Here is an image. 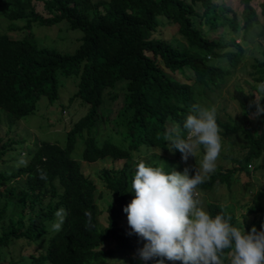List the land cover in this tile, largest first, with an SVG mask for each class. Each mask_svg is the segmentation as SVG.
<instances>
[{"label":"trees","instance_id":"obj_1","mask_svg":"<svg viewBox=\"0 0 264 264\" xmlns=\"http://www.w3.org/2000/svg\"><path fill=\"white\" fill-rule=\"evenodd\" d=\"M38 1L46 16L35 12L32 0H0V19L6 22L5 30L0 31V109L17 120L34 114L39 102H54L58 97L61 77H71L66 83L74 89L66 104L59 102L55 109L63 111L76 99L86 110L72 122L62 143L41 140L25 150V164L18 162L14 168L0 170V264H19L20 249L46 231L45 225L54 222V213L61 207L68 213L61 230L48 235L45 246L29 255L28 264H108L113 253L108 243L137 255L146 241L128 234L132 230L123 212L134 197L131 182L137 164L143 161L169 173L181 172V154L167 150L165 133L179 125L184 134L182 125L192 106L208 108L225 82L229 78L238 82L243 73L250 77L242 81L251 91L234 86L231 97L244 120L226 117L217 124L226 138L240 134L244 151L234 160L220 153L224 160H219L222 162L200 186L212 190L215 184H222L229 188L235 172L247 174L244 171L249 163L257 160L264 169V115L252 128L246 119L254 110L248 108L255 100L252 91L264 82V46L261 56L248 62L242 44L221 37L234 34L242 43L263 40L264 0H257L255 6L252 0H239V13L223 0ZM16 20H23L24 25L17 27L13 24ZM31 23L56 25L59 31V24L65 23L63 29L75 35V48L68 52L38 45L28 31ZM13 30L25 33L14 38L9 34ZM176 36L180 41L171 38ZM175 73L188 80L180 81ZM118 82H123L121 105L111 125L118 137L110 139L95 128L94 115L99 109L100 119H110L104 110V95L114 100L112 91ZM260 103L264 107V100ZM77 139L82 148L74 157ZM115 140L126 143L122 146ZM12 143L0 141V163L13 152ZM19 151L13 152L15 157ZM104 157L123 162L119 168L99 170L100 182L113 195L112 203L104 209L105 225L99 226L94 199L100 193L95 194V183L82 173L78 160L93 162ZM228 159L236 168L223 167ZM38 169L46 172V179L39 178ZM262 201L264 188L244 205L243 215H254L249 223L240 224L245 233L253 226L260 231L264 225ZM206 209L213 217L221 213L230 217L229 223L240 227L224 204L206 202ZM86 212L91 213L90 224ZM15 245L16 254L11 251ZM160 259L137 264H157ZM126 262L135 264L131 257ZM224 262L228 264L227 250ZM163 264L175 262L164 259Z\"/></svg>","mask_w":264,"mask_h":264},{"label":"clouds","instance_id":"obj_2","mask_svg":"<svg viewBox=\"0 0 264 264\" xmlns=\"http://www.w3.org/2000/svg\"><path fill=\"white\" fill-rule=\"evenodd\" d=\"M257 91L255 100L248 105L250 110L254 109L250 111L253 119L264 115L260 103L264 100V82L257 85ZM217 119L215 107L193 105L182 125L184 134L179 125L165 133L167 150L178 151L181 161L187 164L185 168L181 165L183 172L169 173L143 161L137 164L131 182L134 197L123 208L132 230L128 234L134 233L146 241L137 255H130L135 264L157 257L162 258L157 264H163L164 259L175 264L178 261L181 264H225L226 250L228 264H264V225L260 231L253 226L245 233L242 227L229 223L230 217L225 218L222 213L213 217L199 198L197 189L208 190L200 185L216 170V162L221 157L222 138ZM189 158L191 161L187 163ZM20 163L26 161L21 159ZM38 173L40 179L47 178L43 169H38ZM54 215L51 230L59 232L68 213L61 207ZM85 215L90 224L91 213ZM135 256H138L136 260Z\"/></svg>","mask_w":264,"mask_h":264},{"label":"rangeland","instance_id":"obj_3","mask_svg":"<svg viewBox=\"0 0 264 264\" xmlns=\"http://www.w3.org/2000/svg\"><path fill=\"white\" fill-rule=\"evenodd\" d=\"M219 1V0H216ZM226 2L230 7L236 12L239 13V10L241 9V4L239 0H223ZM257 0H252L250 3L251 5L255 6ZM34 10L37 14L46 16L47 13L42 7L41 1L38 0H32ZM14 25L17 27H21L24 25L23 20H16L13 22ZM63 24H59L60 27H62L61 31L56 25L51 26H45V25H37L36 23H31V26L28 31H30L31 36L34 37V40H36L37 44L40 46H48V47H56L61 50H66L68 52L73 51L77 44V40L75 38V35L72 32L65 31L63 29ZM6 22L0 19V31L5 30ZM14 31V30H13ZM214 35L218 36L217 31L213 30ZM25 33L24 30L21 31H9V34L11 37L18 38L20 36H23ZM222 41H227L230 38H234V42H238L243 45V48L245 49V53L243 58L246 59L248 62L251 60L253 56H261L260 55V49L262 46H264V39L259 40L255 39L252 42H245L242 43L241 38L238 36H234V34H230L228 36H221ZM174 40L177 39L180 41V37H171ZM165 71H167L163 66L162 63L159 64ZM241 70H245V67L240 66ZM249 69V68H248ZM247 69V71H248ZM174 76L179 79L180 81H187L188 79H185L180 73H175ZM241 79L238 80V82H233L232 78H229L223 88L220 90L218 96L213 99L212 103L210 104L209 108L215 107L217 109V117L218 121L224 122L226 117H230L233 119H236L238 122H242L244 120L243 113H241L240 108L238 107V104L232 99L231 94L234 86H239V88H243V90L247 91L250 90V85L247 83H244L242 79H249L250 77L246 75V73L241 74ZM71 77H61V81L63 85L61 86L59 90L58 97L55 99L54 102L46 103L43 101V103H38V106L36 107L34 114H28L26 117L21 119H13L12 117L8 116L3 110L0 109V141L4 142L7 140H12L13 143L10 146H13L12 151L13 152H19V157H15L13 152H9L4 158V161L0 163V170H7L14 168L18 162L21 161V159H25V152L29 150L30 148L33 149L37 143L41 140H56L58 143H62V140L64 138L65 133L69 130L71 124L73 121H76L81 115L85 113L86 107H79L78 100L74 99L73 101L69 102L66 105V108L64 107L63 111L58 112V110L55 109V106L59 103H65L67 101V97L71 93V91L74 89L72 84L66 83L67 81H71ZM258 85V84H256ZM113 93H116V98L114 100H108L106 95H104L105 99V106L104 110H106V115L109 114L110 119L102 120L99 117V109L97 110L96 114L94 115L95 119V128L98 129L100 135L107 136L110 139H115L118 137L114 129H112V120L114 117V112L116 109L120 108L121 105V94L123 92V82H118L115 85V88L112 91ZM253 96L255 98L256 95H258V91L254 90ZM113 116V117H112ZM54 117L60 118L56 121H53ZM224 119V120H223ZM247 121L250 123V127H254L255 122H258V119H253L248 116L246 118ZM51 123V124H50ZM264 125V122L262 123ZM222 138V148L221 153L223 155H231L234 160L235 158L240 157L242 155V152L244 151V147H242V144H244V140L242 139L241 135L239 134H228V138H226L225 135L220 133ZM120 137V136H119ZM226 138V139H224ZM224 139V140H223ZM118 144L124 146L126 141L125 140H115ZM17 142V143H16ZM15 143V144H14ZM82 148V144L80 139H77L75 146L72 151V155L74 157L78 156L80 153V150ZM26 150V151H25ZM11 153V155H10ZM13 154V155H12ZM191 158V157H190ZM187 161L190 162L191 159ZM220 158H218L216 165L221 163L224 159L221 158L222 161H219ZM80 170L82 173L86 176H88L92 181L95 183L96 186V193H100L97 197L95 196V205H96V220L97 224L99 226L105 225L106 220V213L104 211L105 207L112 203L113 195L110 193L106 188H104L102 182H100L98 178L99 170L101 168H112L116 169L119 168L122 165V159H111L110 157H104L101 159H98L93 162L88 161H81L78 160ZM135 162V158L133 160ZM162 162V159H161ZM179 164L182 165V167H186L187 164L183 163L182 161L179 162ZM259 161L249 163V166L246 172L247 174L241 172L237 175V172L234 174V178L231 181V185L229 188L222 184H215L212 188V190H203L198 188L197 191L199 193V198L202 201L203 207L205 208L204 202H212V203H222L226 207L230 208L231 214L233 218L235 219L236 225L249 223L252 218H254V215H243V207L245 204L250 203L254 200V197L256 195V191L262 190L264 188V169L259 167ZM169 166V162H168ZM237 164L232 163L229 159L225 161V164H223V167L225 168H236ZM183 168V169H184ZM183 169L181 172H183ZM194 174L193 172H190V175ZM262 204L264 206V201H262ZM5 221V218L2 219ZM55 221V220H54ZM46 231H44L42 234L34 238L32 241H30V244H25V246L20 249L21 252L19 256H21V260L19 261V264H28L29 263V255L34 254L36 255L40 249L45 246L46 239L50 233H52L51 230V224L47 223L46 225ZM44 226V227H45ZM241 227V226H240ZM108 247L112 248L113 253L108 256V264H116V262H123V264H127L126 259L132 255L130 252H124L119 249H115L114 244H107ZM18 248L17 245L13 246L11 251L16 254V249ZM10 250V249H9ZM138 256H135V260ZM18 258L17 257H14Z\"/></svg>","mask_w":264,"mask_h":264}]
</instances>
